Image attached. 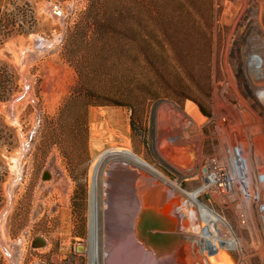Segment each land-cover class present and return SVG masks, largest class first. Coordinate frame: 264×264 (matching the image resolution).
<instances>
[{
  "label": "rangeland",
  "instance_id": "374dc122",
  "mask_svg": "<svg viewBox=\"0 0 264 264\" xmlns=\"http://www.w3.org/2000/svg\"><path fill=\"white\" fill-rule=\"evenodd\" d=\"M125 1L115 2V13L121 20V8H127L124 20L132 32L129 37L117 38L115 53L102 64L111 70L109 75H99L89 84L105 90L118 83L133 87L134 114L124 106H91L85 132L73 121L75 115L60 121L58 129L59 109L77 82L75 65L64 59L67 52L62 39L66 25L78 18L86 0L58 4L31 0L41 31L17 36L0 47V59L14 66L20 83L13 94H20L16 122L7 118L3 109L6 100L0 101L1 121L14 130L13 139L8 137L10 131L3 129L4 143L0 144V211L7 203L6 187L15 177L13 159L19 156L20 143L27 139L38 116L30 147L21 155V176L11 185L3 215L2 228L9 243L21 237L17 263L264 264V245L261 255H256L254 239L238 224L235 204L238 199L239 207L252 209L254 218L252 199L264 193L259 177L264 174V103L259 100L263 93L259 91L264 89L255 82L264 53L255 54L258 46L252 35L242 36L248 19L260 15L264 25V0ZM47 4L58 7L62 18L48 11ZM34 35L58 38L51 50L20 64L19 51L26 56ZM260 47L264 52V40ZM78 60L85 69L93 65L89 54H79ZM131 77L135 87L128 83ZM25 79L29 87L21 91ZM54 133H58L59 143L52 142ZM120 150H129L148 168L116 156L105 161ZM234 150L241 153L244 180L235 187L238 198L223 201L201 190L204 167L209 170L211 160L229 161ZM152 168L156 176L149 171ZM194 191L198 203L227 220L245 249V258L234 249L213 251L222 246L211 240L196 261L183 243L182 250L179 236L168 237L159 252L134 254L125 250L124 231L139 206L159 201L164 211L176 213L174 221L187 194ZM124 206L127 217L122 216ZM118 217L128 222L117 225L115 232ZM180 217L189 227L187 215ZM192 222L198 233V221L192 217ZM79 245L84 249L78 251ZM0 264H10L1 246Z\"/></svg>",
  "mask_w": 264,
  "mask_h": 264
},
{
  "label": "trees",
  "instance_id": "16d2710c",
  "mask_svg": "<svg viewBox=\"0 0 264 264\" xmlns=\"http://www.w3.org/2000/svg\"><path fill=\"white\" fill-rule=\"evenodd\" d=\"M47 1L58 4L64 0ZM115 2L125 4L126 1L86 0L85 9L78 13V18L71 25L65 27L62 46L67 53L63 56L66 61L75 65L77 82L59 109V117L56 118L58 129L62 127V124H59L60 121L68 118L67 116L75 115L73 121L77 126L78 124L82 125L85 132L87 111L91 106H124L129 108L133 114L135 113L134 99L136 95L133 92V87L118 83L116 86L110 87L109 90H105L97 85L89 84V80H97L99 75H109L111 70L106 69L102 64L107 57L115 53L117 38L121 35L129 37L127 34L132 32L131 25L124 20L123 11L127 8H121L124 9L122 11L124 18L119 20V16L115 13V10L118 9ZM38 20L31 0H0V47L17 36L40 32ZM123 21L125 23L122 24ZM89 39L92 42H89ZM79 54L80 56L89 54L93 65L87 66L86 69L84 66L78 65ZM89 75L91 77H88ZM116 76L119 75L116 73ZM128 83L134 84V87L137 85L132 77ZM19 87V75L14 66L10 62L0 59V101L8 100L19 90ZM50 123L52 122L49 121ZM3 129L9 130L8 137L14 139V130L7 127L0 118V144L4 143ZM57 134L51 135L53 143L60 142ZM7 144L11 143L7 142ZM1 181L0 177V183ZM1 201L0 197V203Z\"/></svg>",
  "mask_w": 264,
  "mask_h": 264
},
{
  "label": "bare ground",
  "instance_id": "6f19581e",
  "mask_svg": "<svg viewBox=\"0 0 264 264\" xmlns=\"http://www.w3.org/2000/svg\"><path fill=\"white\" fill-rule=\"evenodd\" d=\"M261 20H262V17H260V15H258L257 18H250L248 19L244 25H243V31H242V36H246L247 38H250V36L252 35V40L255 41V43L257 44L258 48H255L254 49V52L255 54H261V53H264L263 50L261 49L260 47V41L261 40H264V25L261 24ZM244 49V47H243ZM247 48H245L246 50ZM23 51H19L20 53V57H19V61H20V64L24 63L26 61V56H23L21 54ZM244 53V52H243ZM245 54V53H244ZM25 55V54H24ZM262 55V54H261ZM250 60V59H249ZM259 64H258V67H257V73L259 74L258 76V79L255 81V82H258V88H263L264 89V55H262L260 58H259ZM249 81L253 82L254 80L251 79V77L249 78ZM251 82V83H252ZM259 92H263L260 97H259V100L261 102L264 103V91H259ZM18 100V99H17ZM3 105H6V107L8 108L7 110V115L10 119L11 122H16V99H12L8 102H6L5 104ZM0 104V108L3 106ZM4 113V112H3ZM25 141V140H22V142ZM21 152H19V156L17 158H14L13 159V164L11 165V170L13 171V173L17 176L18 173L20 174V160L22 158L21 156ZM21 156V157H20ZM122 157V158H127L129 160H132L133 162H136L135 164H137L136 166H139L141 168H148V167H145V163H142V159L139 158L138 156H135L132 152H130L129 150H120L118 152H115L111 155H109L107 157L106 160L110 159L111 157ZM264 156V155H263ZM106 158V157H105ZM109 162V161H108ZM102 166V165H101ZM101 166H99V169L101 168ZM140 168V169H141ZM152 171V173L156 176V170L154 168L152 169H149V171ZM103 171V170H102ZM137 171V170H136ZM259 177H261L260 179H262V182L264 183V174H261L259 175ZM11 182H13V178L12 180H10V182L8 184H10ZM12 184V183H11ZM264 185V184H263ZM179 190V188H178ZM196 192L197 191H194V192H190V195L189 193L187 194V197L186 199L184 200V205L183 207L180 206V209L178 208L179 210V214L180 215H187V219L189 218V222L191 223V225L193 226V229H194V232L196 231L195 229V226L192 222V217L193 218H196V220L198 221V217H202L203 215L206 216V219L209 220L211 222V224H213L215 227H219L221 228L222 224L223 223V218L217 214H212L210 212V210L205 206V205H201V203H198L197 201V198H196ZM103 193V192H102ZM186 194V193H185ZM252 197V195H250ZM163 197V196H162ZM249 197V196H248ZM170 198V197H169ZM246 198V197H245ZM159 199H162L161 197ZM251 199V198H250ZM154 200V198L152 199ZM156 200V199H155ZM163 200V199H162ZM248 200V199H247ZM231 201V200H229ZM158 202V203H157ZM161 202V201H160ZM168 202V200H167ZM261 202H264V193L262 194H259L257 195V197H255V209H259L260 207V203ZM153 203V202H152ZM103 204H104V201H103ZM156 204L158 205L159 204V201H156ZM182 204V203H181ZM173 210V209H172ZM170 211L173 212V211ZM246 211L250 214L251 213V210L250 209H246ZM128 212V211H127ZM166 212V211H165ZM209 212V214H207ZM167 213V212H166ZM196 213H199V215L197 216ZM201 213V214H200ZM127 217L128 213H126V209H125V206H124V211H123V214L122 216H125ZM173 215H176V213L172 214L171 215L169 213H167V216H170L169 218V223L171 224V229L173 231H178V234H180V232H182V234L179 235V237H177V239L179 240L180 242V245L181 247L183 248L184 245H185V250H190L192 255L195 256V259L196 261L200 258L201 254L204 253V251L208 248L209 244H210V241L211 240H217L219 241V239H210L208 238V236H202L200 238H190L189 235L185 236V232L186 231H190L191 228L190 227H187V225L185 224V220L183 221L182 218L179 216H177L176 218L174 217V221H173ZM216 215V216H215ZM252 215V214H251ZM253 217V216H252ZM251 217V218H252ZM3 216L1 217V212H0V246H3L4 247V250L6 252V255L9 259V263L11 264V258L14 257V255L16 254L17 255V258L19 259V243L21 242V237L20 238H17L14 242H12L11 244L9 243L8 241V238L5 236L4 234V230L2 228V223H3ZM180 224L179 221H181V224L178 225V223ZM127 218H126V222L123 221L122 218L118 217L116 219V221L114 220V225H115V232L119 229L118 226L120 224V226L122 225H125L127 224ZM188 223V221H186ZM261 223V221H260ZM130 224V223H129ZM118 225V226H117ZM198 226H200V224H198L196 227L198 228ZM178 228V229H177ZM189 229V230H188ZM258 230V229H257ZM257 230L255 229V231L257 232ZM102 233V231H101ZM176 233V232H175ZM185 236V237H184ZM256 237V236H255ZM102 238V237H101ZM102 240V239H101ZM225 240H228V239H225ZM230 240V239H229ZM222 248L224 246H232L233 244H231L229 241H219ZM182 243L184 245H182ZM100 244H101V241H100ZM99 244V245H100ZM102 244H103V240H102ZM102 246V245H101ZM218 250H221L220 248H217ZM217 249H213V250H217ZM184 251V248L182 249ZM211 251V250H210ZM101 252H103V249H101ZM104 254V253H103ZM188 254V253H187ZM193 256H191L193 258ZM101 257V256H100ZM194 260V259H193ZM241 261V260H240ZM239 261V262H240ZM19 263V261H18ZM16 262V264H18Z\"/></svg>",
  "mask_w": 264,
  "mask_h": 264
},
{
  "label": "built area",
  "instance_id": "2783aa9c",
  "mask_svg": "<svg viewBox=\"0 0 264 264\" xmlns=\"http://www.w3.org/2000/svg\"><path fill=\"white\" fill-rule=\"evenodd\" d=\"M240 157H241V153L238 150H234L233 158H231L232 160L230 158L229 161L225 159V160H221L220 162L211 160L209 164L210 165L209 170H207L204 167L205 170L204 180H203L204 182L202 184L201 190L210 192L214 198L222 199L223 201H226V199L230 200L233 197L238 198L235 187L239 186V184L244 180V175H245L242 166L243 164L240 161ZM253 200H255V197L254 199H252V201ZM202 204L203 203H201V205ZM235 204L237 207L236 213L238 216V224L240 225V227L245 228L248 231L249 236H252V238L254 239L256 243L254 247V253L256 255L257 254L261 255L262 253L261 245H264V242L262 243V241L264 240V202L260 203L259 209H255V203H254V212H253L254 218H251L250 215L251 213L249 214L246 211L247 209L246 206L239 207L240 203L238 199L235 201ZM204 205L210 210L212 214L219 215L217 212L212 210L206 204ZM250 210L253 211L252 209ZM196 214L197 216L199 215V213ZM207 214H209V212ZM221 217L223 218V223H221L222 224L221 228L219 227L217 228L213 224H211V222L206 219L205 215H203L202 217H198V223L200 224V226H198V233L194 232L193 226L190 223L189 225V227L191 228L189 232L190 238H200L202 236H208L209 240L212 238V239H219V241H223V242L229 241L233 245L232 246L227 245L224 246L223 248L220 247L221 251L228 249L238 250L239 253L241 252V256L245 258L246 257V254L244 253L245 249L244 250L241 249V244L239 242V239L233 234L232 227L229 225V223L223 216ZM257 227H258V231L260 232V236L257 232L254 233L253 231V229ZM217 248L218 247H215V249Z\"/></svg>",
  "mask_w": 264,
  "mask_h": 264
},
{
  "label": "water",
  "instance_id": "95a60500",
  "mask_svg": "<svg viewBox=\"0 0 264 264\" xmlns=\"http://www.w3.org/2000/svg\"><path fill=\"white\" fill-rule=\"evenodd\" d=\"M46 8L48 11H50L54 16H58L59 19L62 18V14L58 7L52 6L50 4L46 5ZM56 37L53 40H49L41 35H34L32 37V44L30 47L25 50L26 53V59L27 60H34L36 59L40 54L45 53L53 48V46L56 43ZM23 88L21 91H26L29 87V80L25 79L22 81ZM20 95V94H19ZM19 95H12L8 100H6L3 104L6 102L12 100V99H18ZM4 111L6 112L8 108L6 105L3 107ZM38 127V116L35 118L34 126L32 127L31 131L29 132L27 139L20 143V150L21 154L24 155L26 151L29 149L31 144V139L33 138L36 130ZM46 175V173H43ZM20 174L13 178L14 183L16 180L20 178ZM8 184L6 187L7 190V203L6 205L1 209V217L5 214L8 203L10 200V194H11V185ZM134 220H131V223L124 231L125 238L121 241L123 247H126L125 250H128L129 252H132L134 254H141V253H154L159 252L160 248L162 246H166V241L168 237L171 236H179L176 233L173 232L171 229V224L169 223L170 216H167V213L160 208L159 205L153 204L152 202L142 204L137 208V211L133 213ZM34 241H40L42 243V240L39 238H34ZM1 248L4 250V247L1 246ZM163 248V247H162ZM83 249V245H79L77 247V250ZM17 262V255L15 254L13 258H11V264H16ZM37 264V263H35Z\"/></svg>",
  "mask_w": 264,
  "mask_h": 264
},
{
  "label": "flooded vegetation",
  "instance_id": "af4514ba",
  "mask_svg": "<svg viewBox=\"0 0 264 264\" xmlns=\"http://www.w3.org/2000/svg\"><path fill=\"white\" fill-rule=\"evenodd\" d=\"M83 249H84V246H83Z\"/></svg>",
  "mask_w": 264,
  "mask_h": 264
}]
</instances>
